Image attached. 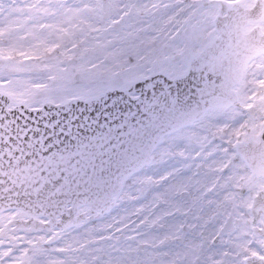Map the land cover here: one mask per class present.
Listing matches in <instances>:
<instances>
[{"label":"flooded vegetation","instance_id":"obj_1","mask_svg":"<svg viewBox=\"0 0 264 264\" xmlns=\"http://www.w3.org/2000/svg\"><path fill=\"white\" fill-rule=\"evenodd\" d=\"M47 1L50 0H0V12L34 5L35 14L41 15ZM237 1L248 6L254 0ZM208 114L164 136L151 153L150 163L124 180L107 211L97 215L99 211L90 204L68 205L71 213L66 220L72 224L66 228L61 243L69 247V259L79 264H261L259 256L252 253L264 254V232L259 230L264 225L258 223L264 219L263 171L250 170L235 148L239 139L211 136L208 132L192 135L198 122L207 123L203 120ZM260 158L264 161V156ZM165 173H171L168 186L158 187L157 178ZM161 192H166L171 205L181 212L190 209L188 215L178 212L168 218L170 228L141 230L142 234L134 238L125 230L111 239H99L111 231L108 225L128 216L137 205L150 206ZM196 215L201 219H194ZM224 220L227 224L220 232L219 225ZM180 223L185 226L177 231ZM162 239L163 244L159 243ZM84 242L88 243L81 249L79 245Z\"/></svg>","mask_w":264,"mask_h":264},{"label":"rangeland","instance_id":"obj_2","mask_svg":"<svg viewBox=\"0 0 264 264\" xmlns=\"http://www.w3.org/2000/svg\"><path fill=\"white\" fill-rule=\"evenodd\" d=\"M191 1L108 0L106 19L102 17L101 0H58L57 4L41 7V15H36L35 8L27 6L26 1L27 5L0 14V31L7 32L4 41L23 42L12 43L14 55L5 64L19 61L16 50L20 45L31 44L34 37L58 44L53 51L38 53L40 59L26 61L24 73L25 77L46 81L49 88L39 90L40 97H55L53 102L91 97L110 88L125 89L147 74L180 76L189 59L216 35L212 24L215 7L188 5ZM124 5L135 7L115 30L112 19ZM44 21L52 27L41 31L36 25ZM261 27L264 30V23ZM23 36L27 39H21ZM85 37L88 43L79 44ZM4 41L0 42L2 52L6 50ZM74 43L78 46L73 47ZM2 52L0 55H4ZM262 82L264 54H258L248 62L234 87L240 106L211 110L203 120L207 123H197L198 129H192V135L208 132L231 140L256 139L258 132L264 130Z\"/></svg>","mask_w":264,"mask_h":264},{"label":"water","instance_id":"obj_3","mask_svg":"<svg viewBox=\"0 0 264 264\" xmlns=\"http://www.w3.org/2000/svg\"><path fill=\"white\" fill-rule=\"evenodd\" d=\"M103 7L107 10L105 0ZM262 11V4L249 11L222 8L214 20L218 37L192 59L184 76L169 78L158 73L134 81L126 90L109 89L99 97L60 104L61 124L71 120L72 125H80L85 139L78 151L74 147L65 153L64 159L71 160L61 172L67 183L48 178L50 185H63L64 194L50 196L45 207L55 210L65 202H90L104 211L123 179L149 162L164 134L192 123L212 106L234 102L231 87L239 81L244 64L264 52V33L259 27L247 33L242 28L248 20L258 22ZM129 91L137 95L132 98ZM260 145L262 154L264 134ZM60 166L65 165L61 162Z\"/></svg>","mask_w":264,"mask_h":264},{"label":"snow or ice","instance_id":"obj_4","mask_svg":"<svg viewBox=\"0 0 264 264\" xmlns=\"http://www.w3.org/2000/svg\"><path fill=\"white\" fill-rule=\"evenodd\" d=\"M133 7L124 5L116 12L112 23L120 24L131 14ZM36 27L43 31L52 25L44 21ZM21 39L26 40L27 36ZM87 43L86 37L79 41V44ZM77 46V43L73 44V47ZM56 47H59L56 43L34 37L31 44L20 45L16 50V55L21 58L19 61L0 63V264H79L78 260L68 258L69 247L61 243L66 228L72 224V221L66 220L71 213L69 202H65V207L59 212L49 211L44 202L50 196L64 194L60 191L63 185H50L48 178L51 176L52 180L57 181L63 179L67 183L61 172L67 170L71 160H65L64 156L74 147L79 150L84 144V132L80 125H72L71 120L66 125L61 124L57 109L63 106L53 103L55 97H40L39 90L49 88L46 81L24 75L26 61L38 60L41 58L38 53L53 51ZM5 59L11 61L12 56L0 55V61ZM61 162L64 168H61ZM170 177L171 173H165L157 178V186L167 188ZM51 187H56V190L46 191ZM29 198L33 203L27 202ZM189 211L181 212L173 207L166 198V192H161L150 206L137 205L128 216L108 225L111 231L99 239H111L115 233L125 230L133 234L130 238H134L142 234L141 230L170 228L167 223L169 217L178 212L187 216ZM96 214L99 215V212ZM194 219L200 220L201 217L196 215ZM258 223L264 225V219ZM226 224V220L220 223V232ZM184 226V223H180L177 231ZM259 230L264 232V227ZM86 243H81L79 247L84 248ZM159 243L163 244L164 239ZM72 251L75 253L76 249ZM252 255H258L261 264H264V254L253 252ZM244 259L247 261L248 257ZM100 264L105 262L100 261Z\"/></svg>","mask_w":264,"mask_h":264},{"label":"bare ground","instance_id":"obj_5","mask_svg":"<svg viewBox=\"0 0 264 264\" xmlns=\"http://www.w3.org/2000/svg\"><path fill=\"white\" fill-rule=\"evenodd\" d=\"M258 126V125H257Z\"/></svg>","mask_w":264,"mask_h":264}]
</instances>
